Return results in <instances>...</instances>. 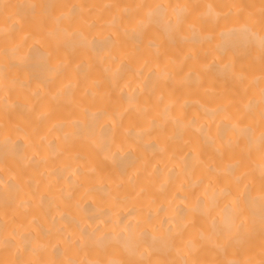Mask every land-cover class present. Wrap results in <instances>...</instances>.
<instances>
[{
    "label": "bare ground",
    "instance_id": "6f19581e",
    "mask_svg": "<svg viewBox=\"0 0 264 264\" xmlns=\"http://www.w3.org/2000/svg\"><path fill=\"white\" fill-rule=\"evenodd\" d=\"M0 264H264V0H0Z\"/></svg>",
    "mask_w": 264,
    "mask_h": 264
}]
</instances>
